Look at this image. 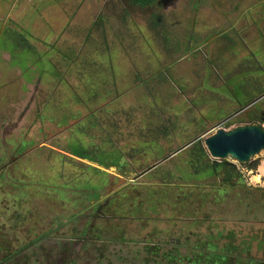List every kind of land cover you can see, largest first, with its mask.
<instances>
[{
	"label": "rangeland",
	"instance_id": "374dc122",
	"mask_svg": "<svg viewBox=\"0 0 264 264\" xmlns=\"http://www.w3.org/2000/svg\"><path fill=\"white\" fill-rule=\"evenodd\" d=\"M164 1L165 25L154 32L149 8L132 0H0V250L58 227L80 211L60 195L96 189L92 180L104 177L105 193L116 194L109 205L119 209L100 225L104 249L122 252L96 261L91 253L80 264H167L143 244L167 240L166 255L177 245L208 247L209 238L219 250L245 246L248 259L264 261V152L248 162H259L255 170L227 159L243 184L227 187L218 203L222 182L192 173V145L169 157L218 128H264V98L225 122L264 94V0L157 6ZM81 152L94 153L95 162L77 159ZM166 175L179 186H165ZM78 223L43 245L53 249ZM113 234L126 240L107 237Z\"/></svg>",
	"mask_w": 264,
	"mask_h": 264
},
{
	"label": "flooded vegetation",
	"instance_id": "af4514ba",
	"mask_svg": "<svg viewBox=\"0 0 264 264\" xmlns=\"http://www.w3.org/2000/svg\"><path fill=\"white\" fill-rule=\"evenodd\" d=\"M130 5H129V8L132 7V5L131 6ZM145 6L146 5H141L140 9L143 10ZM148 11H150V10H148ZM34 12H35V8H34ZM155 14H157V13L155 12ZM144 15H147L149 17L148 18L149 19V26L154 32H159L161 30V28L164 27V25H165L164 17L161 14L160 15L157 14V15H159L158 16L159 20L157 18L153 17L152 11H150V13L146 12ZM147 25H148V23H147ZM9 33H11V32H9ZM20 37L23 40V46H24V43H25L24 41L26 39L22 35ZM9 39H13V38L8 36V37L4 38V41L6 42ZM6 45H7V42H6ZM21 45H22V43L20 44V46ZM23 46H21V47H23ZM216 48H218L216 51L221 50L219 44L216 45ZM14 50H15V48H14ZM125 73L128 74V76H131V73H129V72H125ZM257 98H259V97H257ZM256 99L252 98V99L245 100L247 103H245L244 107H246L248 104L255 101ZM252 106H254V104ZM252 106L247 107L245 110L252 108ZM244 107H240L241 110L237 111L238 112V113L236 112L237 114L235 113L232 116H230L229 118H227L225 120V122H227L230 118H233V117L237 116L238 114H240L243 111ZM252 113H254V112H252ZM250 115H252V114H249V116ZM68 118H70L69 115L66 117H62V119H58V123L60 121L66 120ZM209 120L205 121V123L208 124ZM255 121H258V120L251 119L250 122H255ZM70 130L72 131V129H70ZM73 150H76V149H73ZM101 152L102 151H97L94 153H101ZM94 153L85 154V153L81 152L80 158H77V159L85 160L87 162H95V161H92V159L94 158L93 157ZM73 156H75V155H73ZM64 165H65V163L63 164V167H64ZM84 167H86V166H84ZM81 170H82V172L86 171L85 169H81ZM87 170H89V169H87ZM86 173L88 174L87 171H86ZM83 174H85V173H83ZM97 182H98V185H97L96 189L94 188V185H93L92 189H90L89 191L88 190L79 191L77 189L75 191L72 190V192H74V194H72L71 196H69L68 194H66V197L60 195V198H62L65 201H68V198L72 197L70 202L73 203L75 206L73 204H71V207L73 208V210H77L75 208H76V203H78L79 206H77V208L80 209V211L77 212L76 214H74L72 217L69 216L70 218H68L66 220H64V218H61V220H64V221L57 222V224H59L58 227H55L54 229L50 230L49 232L44 233V235L39 236L36 240H34L31 243H27V244L24 243L25 245L22 243L21 246L19 248H16V249L14 248V249H2V250H0V264H80V262L83 261L81 259L82 256H85V255L89 256V255H91V253H93L95 261H96L97 257H104L105 256L107 258V256H111L115 251L117 252L116 255L120 256L119 253L122 252V250L121 249H114L113 246H115V245L108 247L107 250L104 249V247H105L104 245H106L103 242V233H104L103 231L104 230H102L100 228L101 224L110 223V219L113 217V215H116V213L119 210L117 207L118 205H116L115 203H114V205H109L116 194L111 195L112 193H110V192L105 193V190H107V189H105L102 186V184H104V177L103 178L101 177V179H93L92 180L93 184H95ZM99 183H100V185H99ZM88 195H89V199H88ZM61 202H63V201H61ZM76 221H78L79 223H78L77 231L75 233L67 234L66 232H64V233L59 234V240H58V242L54 243L53 249H50L49 247L47 248L43 245V241H44V243H46L45 239L47 237L53 236L56 230H60L61 227H67L68 225L73 224ZM223 235H225V233H223ZM107 237L109 239H115L118 242L126 240L125 238L123 239L122 234H120L119 236H118V234H113V236L107 235ZM169 242H170V240H169ZM213 242L214 241H212V243ZM202 243H203V246L201 245L202 247H200V245H199L200 248L195 250L196 255L199 253L211 252V250H209L207 248V244H205V242H202ZM263 243L264 242H260V245L262 246ZM143 245H145V247L143 248V251L147 252L149 255H152V253H157L158 251H160V254H161L160 258L164 257L165 256L164 253L167 252V251L164 252V249H167L168 247H172V244L171 243L168 244L167 240L160 242L159 244H156L154 242H151V243L146 242ZM195 245H198V244H195ZM116 246H117V244H116ZM174 247H178V250H176L175 252L180 254L179 264H183L184 261L182 259V256H184L183 254H186L189 250V249H185V247L189 248V246L184 247L183 245H179V246L177 245ZM244 248H245V246L244 247L241 246V249L245 255H243V254H237L236 255V256H239L243 262H245L243 264H247V262L252 263V264H264V261H261L260 263H254L253 259H255V258L249 257V259H248V257L246 255L249 254V250H248V248H245V249ZM184 250H187V251L184 252ZM193 252H194V250H193ZM263 252H264V250H263ZM77 253H79V254L76 255ZM105 253H107V254L105 255ZM238 253H241V252L239 251ZM140 254L144 255L143 252H141ZM145 256H146V254H145ZM153 256L156 257V255H153ZM198 256L199 255H197L195 257H198ZM228 256H230V255H228ZM117 257H115V258H117ZM122 259H124V257H122L121 260ZM138 260L141 261L140 258ZM200 260L201 259L197 258L195 260V262H193V263L204 264V263H202V261L200 262ZM236 260H237L236 257H234V258L231 257V261L236 262ZM95 261L90 262L88 260H85L84 264H96ZM249 261H251V262H249ZM164 262H165V260H164ZM105 263L106 264H115L113 259H111V260L106 259ZM105 263H102V264H105ZM157 263L158 262H155V264H157ZM124 264H135V262H133L132 260L130 261V259L128 258L124 261Z\"/></svg>",
	"mask_w": 264,
	"mask_h": 264
},
{
	"label": "trees",
	"instance_id": "16d2710c",
	"mask_svg": "<svg viewBox=\"0 0 264 264\" xmlns=\"http://www.w3.org/2000/svg\"><path fill=\"white\" fill-rule=\"evenodd\" d=\"M136 3H139L140 5H144L145 3H148L150 0H133ZM186 156L188 157L187 163L190 164L192 173L194 175H198L199 178H208L210 177L213 181L220 179L222 184L217 187L215 185V194L213 195V199L215 203H218L219 201L224 199V196L226 195V188L228 187H238L243 184V177L240 173L239 169L236 167L235 164H232L228 162L227 160L219 162L218 160L210 159V156L204 149L201 142L197 141L194 143L189 149L186 150ZM77 157L80 158V155ZM92 161H94L92 159ZM259 162H250L247 164H244L247 169L249 170H255L258 166ZM167 175L165 176V178ZM221 177V178H220ZM165 182V186L170 187V185H177V183L174 182V179L171 177H167ZM177 185L176 187H178ZM188 209V208H187ZM186 209V210H187ZM222 231H219V233ZM221 234V233H220ZM222 235V234H221ZM222 239L225 241V237L222 235ZM211 242L208 243V249L211 250L209 253H199L198 257L196 255L195 250L200 248L198 245H196L197 248L191 247H185V249H189L188 252L182 256V259L184 261L183 264H195V260L197 258L201 259L200 262L204 264H243V262L239 256H236L238 252L241 250L238 245L235 246H223L219 250V245L216 242L212 243V239L209 238ZM206 244V243H205ZM174 249V250H173ZM173 249H169L168 254H166L163 259L166 258L167 264H179L180 261V254L175 252L178 250V247H173ZM194 250V252H193ZM236 257V262L231 261V257ZM204 259V260H203ZM251 262V261H249ZM247 264H252L248 263Z\"/></svg>",
	"mask_w": 264,
	"mask_h": 264
},
{
	"label": "water",
	"instance_id": "95a60500",
	"mask_svg": "<svg viewBox=\"0 0 264 264\" xmlns=\"http://www.w3.org/2000/svg\"><path fill=\"white\" fill-rule=\"evenodd\" d=\"M263 98L264 94L244 107L243 110L259 102ZM201 138L204 139V148L210 158L218 161L233 159L238 163L245 164L253 157L259 155L261 152H264V128L256 124H251L238 126L228 131L218 128L215 130L214 134L208 137L200 136L193 139L169 157L185 150L197 141L201 140ZM159 164L149 168L145 171V173L157 167Z\"/></svg>",
	"mask_w": 264,
	"mask_h": 264
},
{
	"label": "crops",
	"instance_id": "0c3cea01",
	"mask_svg": "<svg viewBox=\"0 0 264 264\" xmlns=\"http://www.w3.org/2000/svg\"><path fill=\"white\" fill-rule=\"evenodd\" d=\"M130 1V0H129ZM133 1V0H132ZM172 1V0H171ZM134 2V1H133ZM157 3H158V0H150L148 3H145L144 5H146L144 8H149L148 10H150V11H152L153 13H155V11H157V10H160L159 11V15H160V13H164V14H168V13H166L167 12V9H168V7H169V3L166 1V3H165V1H164V3L165 4H160V8L157 6ZM178 3H181L182 4V0H179V2ZM141 6V5H140ZM180 8H181V5H180ZM186 8L187 7H185V10L184 11H186ZM162 15V14H161Z\"/></svg>",
	"mask_w": 264,
	"mask_h": 264
}]
</instances>
